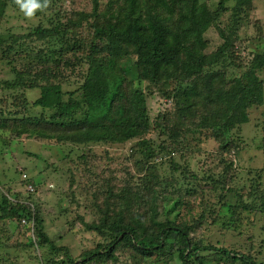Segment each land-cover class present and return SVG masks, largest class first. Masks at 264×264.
I'll list each match as a JSON object with an SVG mask.
<instances>
[{
  "label": "trees",
  "instance_id": "16d2710c",
  "mask_svg": "<svg viewBox=\"0 0 264 264\" xmlns=\"http://www.w3.org/2000/svg\"><path fill=\"white\" fill-rule=\"evenodd\" d=\"M67 1L38 0L43 7L28 16L38 23L19 31L2 23L10 11H25L17 0H0V62L12 67L0 78V156L28 157L14 146L31 140L80 148L76 158L62 157L66 177L54 172L56 185L68 183L60 194L83 212L50 235L55 206L37 194L45 182L19 164L12 174L19 188L0 176L1 250L36 246V264H264V235L254 231L264 215V170H249L239 183L234 166L244 144L238 132L264 102L257 74L264 51L248 50L257 36L239 32L245 0ZM154 95L170 105L151 117ZM207 138L217 150L202 159L198 145ZM128 142L121 163L131 168L121 177L106 169L108 149L90 148ZM195 157L202 168L190 166ZM195 207L196 216L183 217ZM76 227L95 234L78 255L62 244ZM207 227L223 238L206 241ZM19 234L26 240L15 242ZM229 235L238 246L226 244Z\"/></svg>",
  "mask_w": 264,
  "mask_h": 264
},
{
  "label": "rangeland",
  "instance_id": "374dc122",
  "mask_svg": "<svg viewBox=\"0 0 264 264\" xmlns=\"http://www.w3.org/2000/svg\"><path fill=\"white\" fill-rule=\"evenodd\" d=\"M78 1V7H81L84 3V0H77ZM71 2V0H68L67 3ZM76 2V1H75ZM246 7L244 8L243 13V21L242 25L239 27L240 37H247L251 38L254 36H257V38L249 39V46L248 50L251 52H263L264 51V0H245ZM66 3V4H67ZM73 6H75V3H72ZM39 19L37 18H31L28 16H25L23 14L10 11L6 17V21H3V29L8 27H18L19 31L24 30L27 28L32 27L33 25H36L38 23ZM205 37L210 40L211 46L216 45L218 42V39L216 37L215 30L209 29L205 33ZM218 44V43H217ZM133 61V58L131 59ZM128 61V62H131ZM127 62V63H128ZM14 66V65H13ZM19 67V65H15ZM12 67L8 64H4L0 62V78L6 76V73L10 71ZM258 76L261 78H264V72L258 71ZM28 97L30 96L31 99H34L36 96V93L34 91L30 90L27 93ZM147 104L150 108V115L151 117L155 116L159 110L164 109L165 106H169L170 103L162 98H159L157 95H154L147 99ZM243 140L244 144H242V148L239 151L238 157L235 159V167L236 171L239 173V176L236 178L239 183H242L244 181H247V178L250 176L247 175L249 170H255L257 168H262L264 170V102L261 106H254L249 110V121L242 125L241 131L238 132ZM148 137L156 138V134L153 133L149 135ZM23 139H26L25 137ZM28 140V138H27ZM129 145L130 142L122 145H92L90 148L96 152L102 153L103 150L108 149L109 154L113 157V161H111L106 169H111L115 171L116 176H123L125 174L124 167H128L127 169L131 168V164L127 162L121 163L127 152L129 151ZM217 144L214 143L213 139L207 138L204 139V141L198 145V148L200 150H203V153L201 154V158L205 159V156L208 154H214L216 153ZM14 151L16 153L18 151H26L31 152L30 154H26L28 157H26L24 154L17 153L15 154V157L10 154L6 153L4 157L0 156V176L2 175L3 181H8L7 186L11 185L14 188H19L17 183L15 182V178L12 177L14 168L18 167V165H22L28 168L30 175L36 180V181H44L45 186L41 189L42 193L40 191L37 193L40 198L46 201L47 205H54L55 206V212L54 215L49 216L47 218L48 223L46 224V229L49 232L50 235L56 234L58 231L65 232L67 230L69 222H71L74 218L76 213L79 211L80 214H82V209L76 207V202L69 201L67 198H63L64 195L60 194L68 184L65 179H62L60 184H62L63 188L61 186L59 187L56 185L58 180V175L56 172H63L65 173L68 166L70 164L67 162L69 159L66 158V160H62V157L66 154H69L67 157H74L79 153L80 148L74 147L72 151H70L69 147H65L64 145H57L54 143H47V142H41V141H22L20 144H16L14 146ZM91 153V152H90ZM231 154V153H230ZM202 159L199 160L197 157H195L194 160L190 161V166L194 169H198L203 165ZM217 161L215 160V163ZM127 163V164H125ZM207 166L211 165L210 162H206ZM213 165V164H212ZM207 166H203V169L208 168ZM217 166V165H216ZM33 168L35 171H32ZM202 168V167H201ZM221 168V167H220ZM27 170V171H28ZM41 173H37V172ZM28 174V173H27ZM68 174V173H67ZM264 174V171H263ZM14 175V174H13ZM17 176V175H16ZM12 177V178H11ZM66 177V173L62 176ZM52 184V187L49 185ZM48 187V188H47ZM49 189L45 193V190ZM66 189V188H65ZM25 190V188H24ZM76 195L74 196V199H77L81 201V198L78 196L77 189L74 187ZM229 198L230 196L227 195ZM71 198V197H70ZM215 200L214 198H212ZM198 201L201 202V199L198 198ZM203 201V203H205ZM215 201H212V204H214ZM207 204V203H206ZM195 206H198V202ZM200 210V208L195 207L192 216H189V214H186V210L184 209L182 212V215L187 220H191V217H193V214L196 216L198 213L197 211ZM63 211V212H62ZM15 224V222H13ZM264 223V215H259V219L257 221V225L255 228V232L257 234L264 235V232H262L261 226ZM14 224H9L10 226H13ZM78 227V226H77ZM73 229V231H76V235L74 233H66L64 239L62 240V244H67L72 253L74 255H78L81 250L85 246H92L93 245V237L94 233L82 230L78 231V228ZM31 229V228H29ZM32 233V229L30 231ZM17 233V232H16ZM28 233V232H27ZM205 235L206 241H209L211 239L210 236H219L220 239L223 238L222 234L217 231V229L212 228H205L203 230V236ZM27 235H16L14 238V241L21 240L22 242L26 240ZM224 241L227 245H234L238 246L240 239L238 237H232V236H226L224 238ZM1 246V243H0ZM230 247V246H229ZM20 249H11L9 255H6L4 251L0 248V255H3L2 263L0 264H36L33 254L34 250L37 249L36 246L34 247H25V246H19ZM260 258L264 259V253L260 255ZM77 263V262H76ZM78 264V263H77ZM122 264V262L118 263ZM171 264H175V262H172Z\"/></svg>",
  "mask_w": 264,
  "mask_h": 264
},
{
  "label": "clouds",
  "instance_id": "9594fccd",
  "mask_svg": "<svg viewBox=\"0 0 264 264\" xmlns=\"http://www.w3.org/2000/svg\"><path fill=\"white\" fill-rule=\"evenodd\" d=\"M17 2L20 4L21 9L25 11L26 16H32L35 9L43 7L38 0H26V2H24V0H17ZM22 177L24 178L25 175H22ZM49 186L52 187V184ZM26 190L34 191V189H29L28 187ZM25 221L26 220L23 218L21 222L25 223ZM29 226L32 227V224Z\"/></svg>",
  "mask_w": 264,
  "mask_h": 264
},
{
  "label": "built area",
  "instance_id": "2783aa9c",
  "mask_svg": "<svg viewBox=\"0 0 264 264\" xmlns=\"http://www.w3.org/2000/svg\"><path fill=\"white\" fill-rule=\"evenodd\" d=\"M28 188H29V189H32V187H31L30 185L28 186Z\"/></svg>",
  "mask_w": 264,
  "mask_h": 264
}]
</instances>
